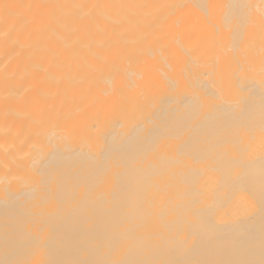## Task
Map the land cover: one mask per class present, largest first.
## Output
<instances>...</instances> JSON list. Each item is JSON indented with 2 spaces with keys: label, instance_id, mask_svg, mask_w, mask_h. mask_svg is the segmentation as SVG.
<instances>
[{
  "label": "bare ground",
  "instance_id": "bare-ground-1",
  "mask_svg": "<svg viewBox=\"0 0 264 264\" xmlns=\"http://www.w3.org/2000/svg\"><path fill=\"white\" fill-rule=\"evenodd\" d=\"M0 264H264V0H0Z\"/></svg>",
  "mask_w": 264,
  "mask_h": 264
}]
</instances>
